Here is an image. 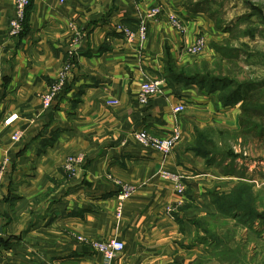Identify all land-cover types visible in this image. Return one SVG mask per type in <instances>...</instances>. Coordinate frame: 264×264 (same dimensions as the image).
Returning a JSON list of instances; mask_svg holds the SVG:
<instances>
[{
  "label": "crops",
  "instance_id": "crops-1",
  "mask_svg": "<svg viewBox=\"0 0 264 264\" xmlns=\"http://www.w3.org/2000/svg\"><path fill=\"white\" fill-rule=\"evenodd\" d=\"M183 2L31 0L25 34L10 37L13 0H0V264H103L78 237L121 241L124 251L111 264H220L196 241L200 231L194 222L215 214L206 191L228 180L220 173L228 162L207 164L191 147L197 133L221 146L220 132H237L240 104L222 108L217 93L206 95L165 78L166 58L177 67L216 58L210 50L217 33L213 23L184 9ZM156 6L162 15L146 22L142 45L117 31L121 26L136 33ZM172 16L185 25L184 34L170 26ZM69 25L78 33L71 59L67 52L75 33ZM200 35L206 40L203 54H186ZM66 64L63 90L42 110L38 96ZM154 81L161 83L160 93L140 106L141 84ZM178 104L185 112L174 115ZM174 129L181 137L165 158L133 136L144 130L166 138ZM17 130L23 135L14 143L10 137ZM76 155L84 161L70 176L62 165ZM241 164L235 172L252 173L262 197L264 161ZM162 171L184 176L183 194L162 179ZM120 184L134 189L122 202ZM250 247L253 263L264 264V236H254Z\"/></svg>",
  "mask_w": 264,
  "mask_h": 264
},
{
  "label": "trees",
  "instance_id": "trees-1",
  "mask_svg": "<svg viewBox=\"0 0 264 264\" xmlns=\"http://www.w3.org/2000/svg\"><path fill=\"white\" fill-rule=\"evenodd\" d=\"M210 2L213 3L211 0H184L183 7L193 14H205L207 11L203 7ZM252 11L258 14V10L255 8H252ZM250 17L240 18L238 21L244 22ZM209 18L214 22L216 29L230 35L220 45L213 46L219 58L212 64L206 61H196L186 67H177L172 60L166 58L164 76L176 84L195 86L206 95L217 93V99L222 108L240 104L239 130L228 134L220 132L218 136L219 140L224 136L228 140L237 141V143L239 140L240 153L235 154L232 149L227 148L228 144L223 145L224 142L221 140V147L218 146L214 140L208 139L202 133H197L191 147L192 151L198 157L205 159L207 164L221 167L227 161L226 168L221 167L220 173L224 177L237 179L226 193H220L217 186L207 190L206 193L215 209V214L194 222L197 231H200L201 234V237L197 235L196 241L207 245L210 257L212 255L213 259L220 264H229L227 261L235 264L238 256L234 255L235 253L228 248V245H222L219 236L209 230L207 226L209 220H232L239 231L246 230L255 237L264 236V210H259L257 205V199L261 194L254 189L252 179L245 174L244 170L235 172L234 169L235 161L239 158L241 160L246 158L247 156H243L245 153L243 151L250 147L255 155L253 161H264L261 152H259L264 148V52L254 50L249 43L243 41L239 43V46H234L233 39L236 38V30L227 26L220 27V20H215L213 15H210ZM25 30L26 20L21 35L25 34ZM260 33L255 26H247L239 31L240 36L248 38L249 41L255 39L256 35ZM225 185L227 183L222 184V186ZM220 188L222 187L220 186ZM222 254L226 257H223ZM197 264H202V262Z\"/></svg>",
  "mask_w": 264,
  "mask_h": 264
},
{
  "label": "built area",
  "instance_id": "built-area-1",
  "mask_svg": "<svg viewBox=\"0 0 264 264\" xmlns=\"http://www.w3.org/2000/svg\"><path fill=\"white\" fill-rule=\"evenodd\" d=\"M31 3V0H13L14 11L13 17L9 21L8 34L10 37H19L25 28V20L28 7ZM162 15V10L160 7H153L148 10L147 14L144 16L142 20L139 22V27L136 33L131 32L127 28L118 26L117 31L123 34L124 39L128 42H133L135 39L138 41L140 45H142L147 37V29L146 22L157 20ZM168 22L170 26L176 30L177 32L184 34L186 31L185 25L175 18L174 16L169 17ZM69 28L75 33V38L71 41L70 48L67 52L69 59L75 53V49L78 45V33L75 30L73 25H69ZM206 47V40L203 36H198L194 43L186 47L185 53L197 57L203 54ZM70 71V67L68 64L64 66L62 71L58 74L56 81L47 89L46 92L40 94L38 96L39 102L41 104L42 110H49L52 107L53 101L58 96V94L63 90L67 74ZM161 83L158 81L154 82H144L141 84L140 89L138 91L136 101L140 106H146L150 100L160 93ZM185 112V107L182 104H178L172 109V113L174 115H180ZM16 116H10L4 121L5 126H9L14 120ZM23 133L20 130L15 131L10 139L12 142L17 143L21 140ZM135 141L144 147H149L153 149L155 152L160 154L163 158L167 157L176 144L180 140V132L178 129H174L170 135L166 138H155L147 134L144 130L136 131L134 134ZM84 161V157L82 155L69 156L67 157L62 165L63 170L69 174L70 176L76 173L78 168ZM3 168L0 170V180L2 177ZM161 177L164 180L171 181L174 184V188L177 193L183 194L185 191L184 184V176L170 173L167 171L161 172ZM121 191L118 195L117 199L119 202H122L129 197H131L134 193V189L128 185L120 184ZM168 212H171L172 209L168 208ZM121 214V206H118L117 217ZM77 240L82 244L87 245L89 248L94 250L96 253L100 254L103 259V264H111L113 260L118 258L124 251V244L119 240H110L107 242H98L94 240L85 239L82 237H78Z\"/></svg>",
  "mask_w": 264,
  "mask_h": 264
},
{
  "label": "rangeland",
  "instance_id": "rangeland-1",
  "mask_svg": "<svg viewBox=\"0 0 264 264\" xmlns=\"http://www.w3.org/2000/svg\"><path fill=\"white\" fill-rule=\"evenodd\" d=\"M211 1H213V3L210 2L204 5L203 7V9L207 11V13L205 14L200 13V14L205 15L206 18L213 23V26H214V22L209 18L210 15H213L215 20H220V27L223 26L224 28L225 26H227V27L233 28L234 31L236 30L235 32H237V35H235L236 38L233 39L234 46H239V43L243 41L245 43H249L251 45V48H253L254 50L256 49V51L264 52V0H211ZM252 8H255L256 10H258V14L252 11ZM248 16H251V17L247 19L246 21L244 22L238 21L240 18H244ZM251 24H254V25H251ZM247 26H255V28H258L259 32H261L260 34L256 35L255 39H253L252 41H249L248 38H243V36H240L239 34V31H242ZM215 30L217 31V33L214 36V41L210 45V50L212 51L214 55H216V58L212 57L213 59L210 58L207 61L200 60V62L206 61L212 64L214 60L218 59L219 55L218 53L215 52L213 46L220 45L225 40H227L228 37L230 36L227 33H223L222 31L216 28ZM220 33H222L223 35H226V37L219 40L218 34ZM255 72H257V70H255ZM220 140L224 142L223 145L228 144L227 148L232 149L234 152L235 150L239 151L238 148H236V144H238L237 141H233L230 139L228 140L226 136L221 137ZM250 151H251V147L245 151L248 153L247 157L243 158V160H241L240 158L237 159L235 161V164L238 165L239 163L240 164L242 163L240 165V168H245V163H247L248 165L253 163L254 162L253 157L255 155L254 153ZM259 152H264V148L262 151H259ZM235 164H234V168H235ZM251 174L252 173L248 172L247 175H251ZM256 174L257 175L255 176L257 177L261 176L260 172H257ZM236 180H237L236 178L230 177L225 182L227 183V185L222 186V184L219 183V184H216L214 187L217 186V189H219L220 193L222 192L226 193L236 183ZM220 186L222 188H220ZM259 194H261V190L259 191ZM257 205H258L259 210H264V192L262 194V197L259 196V198L257 199ZM209 223L211 225L207 226V228L211 230L212 232L216 233L217 236H219L218 238L221 241L222 245L224 246L228 245V248H230L235 253L234 255L238 256L237 263L235 264H255L253 263L252 260L257 261V258L251 257L252 252H251L250 245L252 241H254V235L251 234V232H248L246 230L239 231V228L234 226V221L232 220H219V221L209 220ZM200 237H201V234H200ZM206 248H207V245H206ZM222 256L226 257V255L224 254H222ZM209 259H213V256L211 255ZM227 263L232 264L233 262L227 261ZM258 264H262V263L258 261Z\"/></svg>",
  "mask_w": 264,
  "mask_h": 264
}]
</instances>
